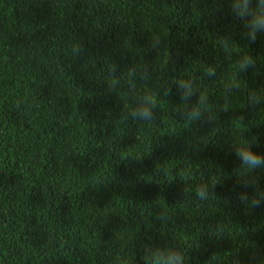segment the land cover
<instances>
[{
	"label": "trees",
	"instance_id": "obj_1",
	"mask_svg": "<svg viewBox=\"0 0 264 264\" xmlns=\"http://www.w3.org/2000/svg\"><path fill=\"white\" fill-rule=\"evenodd\" d=\"M0 264H264V0H0Z\"/></svg>",
	"mask_w": 264,
	"mask_h": 264
},
{
	"label": "clouds",
	"instance_id": "obj_2",
	"mask_svg": "<svg viewBox=\"0 0 264 264\" xmlns=\"http://www.w3.org/2000/svg\"><path fill=\"white\" fill-rule=\"evenodd\" d=\"M244 157H245V163L249 167H255L260 163L259 159L255 156L251 155L250 153H245ZM197 195H199V193H197Z\"/></svg>",
	"mask_w": 264,
	"mask_h": 264
}]
</instances>
